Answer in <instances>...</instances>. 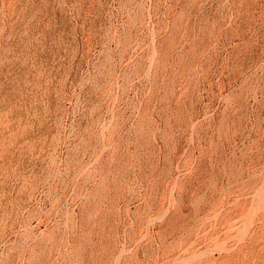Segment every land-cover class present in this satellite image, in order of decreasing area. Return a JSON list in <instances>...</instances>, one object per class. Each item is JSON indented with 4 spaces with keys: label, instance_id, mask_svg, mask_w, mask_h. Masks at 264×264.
I'll list each match as a JSON object with an SVG mask.
<instances>
[{
    "label": "rangeland",
    "instance_id": "rangeland-1",
    "mask_svg": "<svg viewBox=\"0 0 264 264\" xmlns=\"http://www.w3.org/2000/svg\"><path fill=\"white\" fill-rule=\"evenodd\" d=\"M0 264H264V0H0Z\"/></svg>",
    "mask_w": 264,
    "mask_h": 264
}]
</instances>
